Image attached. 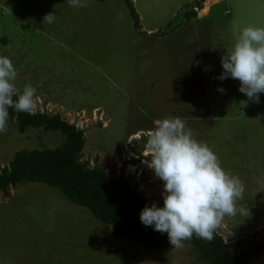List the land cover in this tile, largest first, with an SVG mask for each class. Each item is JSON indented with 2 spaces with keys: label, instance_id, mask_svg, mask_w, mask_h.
<instances>
[{
  "label": "rangeland",
  "instance_id": "374dc122",
  "mask_svg": "<svg viewBox=\"0 0 264 264\" xmlns=\"http://www.w3.org/2000/svg\"><path fill=\"white\" fill-rule=\"evenodd\" d=\"M128 1L137 28L124 0H88L87 8L68 0H0V56L17 69L18 94L26 85L37 89L33 114L58 115L83 131L81 162L109 177L123 174L158 207L163 181L149 167L148 135L158 120H185L245 185L237 204L250 215L225 217L216 231L239 253V240L264 238V93L253 103L238 91V80L217 77L238 35L233 25L264 27V0ZM50 12L55 22L43 23ZM62 142L59 133L20 134L8 120L0 170L18 151L53 150ZM130 159L138 163L122 170ZM111 233L47 186L0 193V264H201L189 244L148 253ZM247 264H264V253Z\"/></svg>",
  "mask_w": 264,
  "mask_h": 264
},
{
  "label": "clouds",
  "instance_id": "9594fccd",
  "mask_svg": "<svg viewBox=\"0 0 264 264\" xmlns=\"http://www.w3.org/2000/svg\"><path fill=\"white\" fill-rule=\"evenodd\" d=\"M68 4L87 8L88 0H68ZM55 20L52 12L43 17V23ZM233 30L238 35L233 47L221 57L223 71L217 79L238 80V91L248 101L260 103L259 94L264 93V27L241 29L233 25ZM17 76L12 60L0 56V134L8 132L10 108L31 115L37 107V89L26 85L18 94ZM147 146L149 167L163 181V206L145 205L139 219L144 226L167 233L172 248L183 247V242L194 236L210 242L225 217L250 215L248 208L237 204L245 191L242 180L222 168L218 156L195 139L185 120L171 116L158 120L148 135Z\"/></svg>",
  "mask_w": 264,
  "mask_h": 264
},
{
  "label": "trees",
  "instance_id": "16d2710c",
  "mask_svg": "<svg viewBox=\"0 0 264 264\" xmlns=\"http://www.w3.org/2000/svg\"><path fill=\"white\" fill-rule=\"evenodd\" d=\"M124 1L137 28L138 17L133 6L128 0ZM192 13H187L186 17ZM8 120L14 121L20 134L28 131L59 133L63 142L53 150L16 152L8 165L0 170V193L3 197H8L10 190L20 185L41 184L57 190L71 204L88 210L96 221L110 226L114 239H128L146 248L148 253L171 246L167 233L157 232L141 223L140 211L151 204L140 194L136 185L126 181L123 174L116 178L109 177L98 166L89 168L87 162H81L85 145L83 131L58 115L45 112L29 115L16 113L10 108ZM137 163L135 159L124 161L122 170ZM183 244L192 246L201 264H247L253 257L264 253V238L255 242H249L247 238L239 240L236 247L240 252L237 253L229 249L217 232L210 242L194 236Z\"/></svg>",
  "mask_w": 264,
  "mask_h": 264
},
{
  "label": "crops",
  "instance_id": "0c3cea01",
  "mask_svg": "<svg viewBox=\"0 0 264 264\" xmlns=\"http://www.w3.org/2000/svg\"><path fill=\"white\" fill-rule=\"evenodd\" d=\"M206 2H208V5H209V4H211L210 2H212V1H211V0H208V1H206ZM212 5H213V4H212ZM212 5H210V6H212Z\"/></svg>",
  "mask_w": 264,
  "mask_h": 264
}]
</instances>
